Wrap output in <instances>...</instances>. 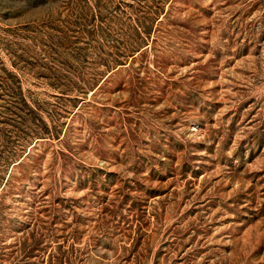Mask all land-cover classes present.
<instances>
[{
    "label": "rangeland",
    "instance_id": "rangeland-1",
    "mask_svg": "<svg viewBox=\"0 0 264 264\" xmlns=\"http://www.w3.org/2000/svg\"><path fill=\"white\" fill-rule=\"evenodd\" d=\"M1 247L264 264V0H0Z\"/></svg>",
    "mask_w": 264,
    "mask_h": 264
},
{
    "label": "trees",
    "instance_id": "trees-1",
    "mask_svg": "<svg viewBox=\"0 0 264 264\" xmlns=\"http://www.w3.org/2000/svg\"><path fill=\"white\" fill-rule=\"evenodd\" d=\"M4 247H1L0 249L2 250ZM38 256V255H37ZM36 255H33V256H27V258L28 259H30L31 257H37ZM26 258V259H27ZM28 260H26L25 262H23V264H32L31 262H27ZM54 261H57L58 262V264H63V261L61 260V259H59V258H55V260ZM51 264H54V262H52Z\"/></svg>",
    "mask_w": 264,
    "mask_h": 264
}]
</instances>
